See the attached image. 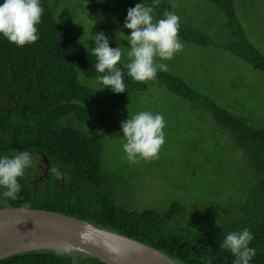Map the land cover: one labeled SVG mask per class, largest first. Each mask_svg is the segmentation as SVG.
<instances>
[{
	"label": "trees",
	"instance_id": "trees-1",
	"mask_svg": "<svg viewBox=\"0 0 264 264\" xmlns=\"http://www.w3.org/2000/svg\"><path fill=\"white\" fill-rule=\"evenodd\" d=\"M138 1L154 7V20L163 18L166 10L180 18L168 0H160L158 5H153V0ZM210 1L226 16L225 26L233 36L223 48L264 71V56L246 36L233 0ZM40 5L44 13L36 26L37 41L17 46L0 35V157L24 151L34 156L18 178L16 199L5 198L6 189L0 187V208L43 209L80 218L150 245L178 264H208L209 260L211 264H233L234 256L219 244L227 233L248 228L254 236L249 246L256 250L250 264H264V127L229 112L179 76L158 70L156 83L207 110L223 126L243 150L251 180L244 194L238 193L241 196L219 191L215 193L219 200L206 199L211 211L198 227L181 222L184 204L179 201H172L164 210L127 208L122 194L115 190L118 180L102 159V141L111 134L103 133L107 124L103 108L106 103L119 107L128 94L154 87L132 80L119 62L126 92L99 90L102 85L96 77L102 74L94 68L95 57L72 39L47 0H40ZM199 36L180 18L179 39L213 43ZM43 155L48 160L47 170ZM38 163L45 176L36 183L31 179ZM0 264L104 263L83 253L35 250L1 258Z\"/></svg>",
	"mask_w": 264,
	"mask_h": 264
},
{
	"label": "rangeland",
	"instance_id": "rangeland-1",
	"mask_svg": "<svg viewBox=\"0 0 264 264\" xmlns=\"http://www.w3.org/2000/svg\"><path fill=\"white\" fill-rule=\"evenodd\" d=\"M168 2L179 12L182 22L213 43L179 39L183 49L169 60L156 58V62L167 64V71L229 112L264 127V71L223 48L233 40L225 26L226 16L210 0ZM47 3L75 42L91 50L95 47L94 35L102 32L110 47L121 48L120 62H129L130 30L123 25L127 10L141 2L47 0ZM233 6L246 36L264 56L263 0H233ZM146 82L154 88L128 94L119 107L105 104L107 124L103 133L111 134L102 141L104 165L118 180L115 190L122 194L127 208L164 210L172 201H179L184 204L181 222L198 227L211 211L206 199L215 198L219 191L220 194L229 191L235 197L244 194L251 180L250 166L243 150L210 112L172 94L154 79ZM141 111L163 115L165 142L158 158L133 163L123 150L125 140L120 127L128 116Z\"/></svg>",
	"mask_w": 264,
	"mask_h": 264
},
{
	"label": "clouds",
	"instance_id": "clouds-1",
	"mask_svg": "<svg viewBox=\"0 0 264 264\" xmlns=\"http://www.w3.org/2000/svg\"><path fill=\"white\" fill-rule=\"evenodd\" d=\"M159 2L153 0V5ZM153 12V6L137 3L127 10L123 25L130 30V35H127L129 62L123 67L127 69V75L137 82L155 79L158 70L167 71V64L157 63L156 58L169 60L183 49L179 40V16L174 11L166 10L163 18L154 20ZM43 13L40 0H3L0 3V35L17 46L34 43L39 39L36 26ZM93 40L95 47L90 50V55L95 57L96 72L102 74L96 77V82L102 85L99 90L108 88L116 94L126 92L124 73L117 66L122 59L121 48L110 47L108 37L102 32L95 34ZM164 126L163 115L150 111L138 112L122 121L120 130L125 140L123 150L127 159L136 163L140 159L148 161L158 158L165 142ZM30 164L31 155L27 151L17 152L12 157H0V187L6 189L3 192L5 198H17L20 191L18 178L24 175ZM253 239L251 231L244 228L227 233L219 247L234 256L233 264H250L256 255V250L249 246ZM208 264H211V260Z\"/></svg>",
	"mask_w": 264,
	"mask_h": 264
},
{
	"label": "water",
	"instance_id": "water-1",
	"mask_svg": "<svg viewBox=\"0 0 264 264\" xmlns=\"http://www.w3.org/2000/svg\"><path fill=\"white\" fill-rule=\"evenodd\" d=\"M42 161L47 170L44 155ZM35 250L83 253L104 264H178L150 245L80 218L43 209L0 208V259Z\"/></svg>",
	"mask_w": 264,
	"mask_h": 264
},
{
	"label": "flooded vegetation",
	"instance_id": "flooded-vegetation-1",
	"mask_svg": "<svg viewBox=\"0 0 264 264\" xmlns=\"http://www.w3.org/2000/svg\"><path fill=\"white\" fill-rule=\"evenodd\" d=\"M37 167H38V170L34 173L35 177L32 179L33 181H36V183H38V181L42 179L41 176H43V172H44L40 163H38Z\"/></svg>",
	"mask_w": 264,
	"mask_h": 264
}]
</instances>
